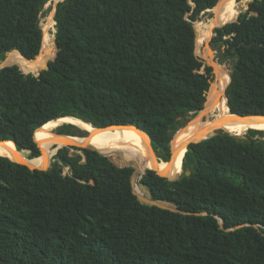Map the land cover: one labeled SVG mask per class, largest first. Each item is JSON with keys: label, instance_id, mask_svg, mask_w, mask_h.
I'll use <instances>...</instances> for the list:
<instances>
[{"label": "trees", "instance_id": "16d2710c", "mask_svg": "<svg viewBox=\"0 0 264 264\" xmlns=\"http://www.w3.org/2000/svg\"><path fill=\"white\" fill-rule=\"evenodd\" d=\"M49 1L0 0V61L19 50L34 65L47 53L40 20ZM218 1H59L55 59L36 70L0 69V140L37 158L35 131L74 116L135 128L168 161L185 125L178 117L203 108L214 79L196 54L194 22ZM212 42L230 63L228 109L264 115V0L214 29ZM72 127L56 132L74 134ZM249 132L248 140L219 132L192 143L183 160L189 176L145 169L139 184L179 211L138 200L133 168L118 165L132 166L125 156L110 155L112 164L65 145L47 170L1 156L0 264H264V140L255 136L263 131Z\"/></svg>", "mask_w": 264, "mask_h": 264}, {"label": "bare ground", "instance_id": "6f19581e", "mask_svg": "<svg viewBox=\"0 0 264 264\" xmlns=\"http://www.w3.org/2000/svg\"><path fill=\"white\" fill-rule=\"evenodd\" d=\"M248 2H251V0H245L244 4L247 5ZM217 4L218 5L214 10L216 13V19L214 23L208 26L207 31L199 32V38L197 41L198 51L203 46L204 42L207 43L209 42L210 38H212V28L214 26V29H216L222 25L232 22L240 14L239 8L236 10L233 7L232 0H220V2H218ZM54 15L52 12L48 22L50 25L55 24V20L53 17ZM52 30H54V25H52V27L49 28L47 32L44 28L43 45L44 40L47 41L48 36H53L51 34ZM15 53L20 54L19 52ZM211 55L212 50L206 48V57H209ZM20 56L21 57L17 58V61L22 65H30L31 67H33V69H39L42 65L43 57H40L37 62L32 65L25 59L24 56H22L21 54ZM207 62L212 65L213 60L209 59V61ZM3 65L12 64H5V62H3ZM1 66L2 65H0V67ZM214 66H216V73L219 76V81L211 83L210 89L208 91V100L201 113L202 117H206L204 129L198 137L184 139L182 150L179 153L175 166L171 170L169 169L168 162L158 160L148 137L144 135L143 132L128 126H116L118 127V129L116 130L114 129L116 127L97 129L89 123L71 116L57 118L54 121L48 122L43 127L37 129V132L35 131L36 134H34V138L38 142L42 151V155L40 157L32 159L28 158L23 153L18 151L15 146L8 141L0 142V156H7L12 161L26 164L30 168L46 169L49 166L51 158L56 154V151L58 149L62 148L65 145H77L98 149L102 153H105L109 156H125L129 160L131 165L136 168L138 173H141L147 168L156 170L161 176L176 178L180 176L183 171V159L189 143L215 134L220 130L229 133L233 132L231 134L239 136L241 134H236L237 132L242 133L245 131L244 133H246L247 131H249L247 129L251 127L264 129V117L239 118L230 114V109H227L226 99L223 100L221 98L230 82V74L223 65L216 64ZM195 122L196 121L191 123V125H193L192 128L194 127V125L198 124ZM65 123H74L83 130H87V132L89 133L84 136L58 134L56 132V129L64 125ZM183 131L184 129L179 131V139L184 137Z\"/></svg>", "mask_w": 264, "mask_h": 264}, {"label": "water", "instance_id": "95a60500", "mask_svg": "<svg viewBox=\"0 0 264 264\" xmlns=\"http://www.w3.org/2000/svg\"><path fill=\"white\" fill-rule=\"evenodd\" d=\"M220 1V0H219ZM218 1V2H219ZM249 4H250V2H248L247 3V8L244 10L243 9V7H239V10H240V13H242V12H245L247 9H248V7H249ZM55 13H56V8H55ZM55 16V15H54ZM238 18V17H237ZM236 18V19H237ZM235 19V20H236ZM55 20V19H54ZM234 20V21H235ZM233 22V21H232ZM55 23H56V21H55ZM222 26H224V25H222ZM222 26H220V27H222ZM56 31V30H55ZM214 35H215V33H214ZM43 45V44H42ZM57 50H58V46H57V44H56V41L54 40V45H53V48L52 49H46L45 50V52H47V54L49 55V60H52V59H55V57H56V55H57ZM15 51H18L21 55H23L19 50H15ZM41 51H42V49H41ZM41 53V52H40ZM2 53H0V57H2ZM25 57V56H24ZM38 57V56H37ZM34 60V59H33ZM49 60H48V62H47V65L45 66V67H43L41 70H43V69H46V68H48V66H49ZM205 64H207V65H210L206 60H204V59H201ZM5 66H8V65H2L1 67H0V69H2L3 67H5ZM211 66V65H210ZM40 70V71H41ZM39 71V72H40ZM39 72H37V73H35L36 75H39ZM32 73H34V72H32ZM230 81H231V77H230ZM213 82V80L211 81V83ZM230 83V82H229ZM229 85V84H228ZM227 99H228V106H229V97L227 96ZM207 100H208V94L206 93V101H205V103H204V106H203V108L200 110V111H198V112H196V113H194V112H192L191 114H192V116H187V118H188V120H187V122L185 123V125H183V126H179L178 127V129H177V131L173 134V136H172V139H171V141H170V156H169V160L168 161H165V162H168L169 163V169L171 170L174 166H175V163H176V161H177V159H178V156H179V153L181 152V150H182V147H183V145H184V139H190V138H196V137H198L200 134H201V132L203 131V129H204V124L206 123V117H202L201 116V113H202V111H203V109H204V107H205V105H206V103H207ZM230 109V108H229ZM230 114H232V115H234V116H236V117H239V118H245V117H264V115H258V114H256V115H249V116H240V115H238V114H233L231 111H230ZM65 117V116H64ZM71 117H74V116H71ZM77 118V117H76ZM78 119H80V118H78ZM181 119V116H179L178 117V120H180ZM82 120V119H81ZM84 121V120H83ZM194 121H196L195 123H198V124H196V125H194V127L192 128V126L193 125H191V123L192 122H194ZM86 122V121H85ZM116 126H128V125H111V126H108V127H116ZM131 126H135V125H131ZM95 127V126H94ZM136 128H138L137 126H135ZM97 129H105V128H107V127H104V128H100V127H96ZM39 129V128H38ZM139 129V128H138ZM184 129V131H183V133H184V137L183 138H181V139H179V131H181V130H183ZM145 132V131H144ZM224 132H226V131H224ZM218 133V132H217ZM217 133H215V134H212V135H209V136H206V137H203L202 139H200V140H197V141H193V142H191V143H189L188 144V146H187V148H186V152L188 151V149H189V146L192 144V143H197V142H200V141H202V140H205V139H207V138H210V137H212V136H214V135H216ZM226 133H228V134H230V135H233V136H235V137H238L239 139H245V140H248L249 139V131H247L246 133H244L245 135L243 136V137H239L238 135H234V134H231V133H229V132H226ZM59 134V133H58ZM61 134H64V135H71V136H77L78 134H67V133H61ZM148 135V134H147ZM81 136H84V135H81ZM149 136V135H148ZM149 138H150V136H149ZM257 138V140L258 141H260V140H264V139H262V138H258V137H256ZM151 140V139H150ZM5 141H10V142H13L15 145H16V143L14 142V141H11V140H0V142H5ZM82 148H86V149H91V150H94V151H97L98 153H100V154H102V155H104V156H106V157H109V159H110V156L109 155H107V154H105V153H102L101 151H99L98 149H95V148H92V147H82ZM154 149V148H153ZM25 151H27V152H30L31 153V150L30 149H24ZM58 151V150H57ZM56 151V152H57ZM154 151H155V153H156V156H157V158H158V160H160L161 161V159L159 158V156H158V154H159V150H155L154 149ZM185 157V156H184ZM0 159H1V156H0ZM184 160V159H183ZM115 161V158H112V159H110V162L112 163V164H117L116 162H114ZM19 163V162H18ZM22 164V163H21ZM26 165V164H25ZM120 167H123V166H128V167H132L133 168V174H132V177H131V184H132V186H133V192H134V194L137 196V198H138V200L141 202V203H143V204H148V205H156V206H158V207H161V208H164V209H169V210H172V211H179V209H177L174 205H172V204H170V203H165V202H162V201H158V200H154V199H152V194H151V192H150V190L143 184V183H141L139 186L143 189V191H144V194L143 195H140V194H138L136 191H135V189H134V186H135V184L137 183V181H138V178H141L142 177V175L146 172V170L145 171H143V172H141V173H138L137 172V170H136V168L135 167H133V166H130V165H127V164H123V165H120V164H118ZM28 166V165H27ZM50 166H51V164H50ZM49 166V167H50ZM29 167V166H28ZM31 169H39V168H31ZM48 169V168H47ZM47 169H43V170H47ZM156 171V170H155ZM157 172V171H156ZM158 173V172H157ZM183 173H185L186 175H190L191 173H192V170H191V168H186L184 171H183ZM181 176V175H180ZM180 176H178V177H176V178H168V177H166L167 179H169V180H176V179H178ZM184 213H192V212H186V211H183ZM198 214H200V213H198ZM220 225H221V228H223V225H222V220L220 221Z\"/></svg>", "mask_w": 264, "mask_h": 264}, {"label": "rangeland", "instance_id": "374dc122", "mask_svg": "<svg viewBox=\"0 0 264 264\" xmlns=\"http://www.w3.org/2000/svg\"><path fill=\"white\" fill-rule=\"evenodd\" d=\"M59 1H62V0H51V1H49L45 6H44V8H43V10H42V15H41V26H42V28H43V32H44V28H45V31L47 32L48 31V29L49 28H51L52 27V25H54V30H52L51 31V34L53 35V36H48L47 37V41L46 40H44V45H43V49H47L48 47L50 48V49H52L53 48V46L52 45H50L49 44V38H50V40H54V38H55V24H52V25H50L48 22H49V18H50V16H51V13L53 12V15H54V13H55V8H56V6H57V3L59 2ZM252 1V0H251ZM220 2V1H219ZM244 2H245V0H232V3H233V7L237 10L239 7H243V9L245 10L246 8H247V5H245L244 4ZM218 5V4H217ZM216 5V6H217ZM242 5V6H241ZM215 6V7H216ZM215 7L213 8V9H208L206 12H203L202 14H201V19L200 20H197V21H195L194 22V28H195V31H196V35H198V38H199V32L200 31H203V32H205V31H207V28H208V26H210L212 23H214V21H215V19H216V13H215ZM54 17V16H53ZM215 27V26H214ZM214 27L212 28V34H213V31H214ZM197 29H198V33H197ZM211 39L212 38H210V40H209V42H207V43H205L204 42V44H203V46L201 47V49H199V51L197 50V46H196V50H197V52H196V54L201 58V59H206L207 61H209V59H212L213 60V62H212V67H213V74H214V79H213V83L214 82H218L219 81V76L217 75V73H216V66H214V65H216V64H221V65H223L225 68H226V70L229 72V74H230V63L229 62H227V61H221V58H222V56H221V54H222V51H223V48L222 47H220V46H216V45H214V43L212 42V45H211V43H210V41H211ZM54 43V42H53ZM206 48H209V49H211L212 50V55L211 56H207L206 57ZM18 57H21V56H16V55H13L11 58H9L7 61H5V64H20L18 61H17V58ZM40 57H43V62H42V65H43V63L47 60V58L49 57V55L47 54V53H42L40 56H39V58ZM38 58V59H39ZM37 59V60H38ZM5 60V59H4ZM3 60V61H4ZM3 61H0V65H3ZM20 65H22V64H20ZM33 65V64H32ZM22 66H24L26 69H31V70H36V69H33V67H31L30 65H22ZM215 72V73H214ZM225 97V98H224ZM221 98L224 100V99H226V101H227V109H228V99H227V95H226V91H225V93H223L222 94V96H221ZM187 116H192V114L191 113H189V114H187L186 116H183V117H181V119H180V121L181 122H184V123H186L187 122V120H188V118H187ZM65 124H72L73 126H75L77 129H79V130H82V132H85L86 134L85 135H87L89 132H87V130H83L82 128H80V127H78L76 124H74V123H65ZM58 129V128H57ZM56 129V130H57ZM115 130L116 129H118V127H116V128H114ZM250 129L251 130H261V131H263V133H256L255 134V136L256 137H258V138H262V139H264V129H262V128H258V127H251V128H249V129H247V130H249L250 131ZM37 132V131H36ZM219 132H224L223 130H220V131H218V133ZM245 132V131H244ZM244 132H242V133H239V132H237L236 134H241V135H239V137H243L245 134H244ZM144 134V133H143ZM249 135H250V132L248 133ZM84 135V134H83ZM145 135V134H144ZM74 146H77V145H74ZM77 147H83V146H77ZM39 149H40V147H39ZM40 151H41V149H40ZM78 152H80L81 153V151H78ZM41 153H42V151H41ZM54 159H53V157L51 158V160H50V163H49V166H50V164L52 163V161H53ZM49 166H48V168H49ZM47 169V168H46ZM183 171H184V168H183ZM183 171H182V173L181 174H183ZM139 179V178H138ZM140 184H139V180L137 181V183L135 184V186H134V189H135V191L138 193V194H140V195H143L144 194V191H143V189L139 186Z\"/></svg>", "mask_w": 264, "mask_h": 264}, {"label": "flooded vegetation", "instance_id": "af4514ba", "mask_svg": "<svg viewBox=\"0 0 264 264\" xmlns=\"http://www.w3.org/2000/svg\"><path fill=\"white\" fill-rule=\"evenodd\" d=\"M70 131L72 132V133H74V134H81L82 133V130H79V129H77L75 126L74 127H72V128H70ZM230 133H233V132H230ZM84 135L86 134L85 132L83 133Z\"/></svg>", "mask_w": 264, "mask_h": 264}]
</instances>
